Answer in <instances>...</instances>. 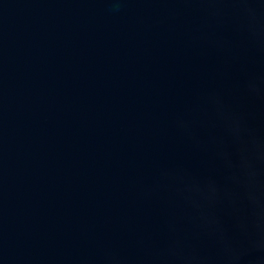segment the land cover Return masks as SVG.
<instances>
[{"label":"water","instance_id":"water-1","mask_svg":"<svg viewBox=\"0 0 264 264\" xmlns=\"http://www.w3.org/2000/svg\"><path fill=\"white\" fill-rule=\"evenodd\" d=\"M0 264H264V0H0Z\"/></svg>","mask_w":264,"mask_h":264}]
</instances>
